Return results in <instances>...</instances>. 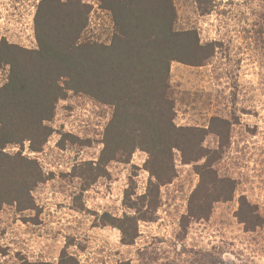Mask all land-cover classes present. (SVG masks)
Here are the masks:
<instances>
[{
	"label": "rangeland",
	"instance_id": "obj_1",
	"mask_svg": "<svg viewBox=\"0 0 264 264\" xmlns=\"http://www.w3.org/2000/svg\"><path fill=\"white\" fill-rule=\"evenodd\" d=\"M39 1L0 0V41L35 48L33 21ZM81 2L90 7L87 36L109 43V15L99 9L98 0ZM204 2L207 13L197 8L196 0H173L177 28L195 29L202 44L214 45L213 56L201 67L171 64L174 123L210 131L218 129L213 118L229 121L221 140L206 135L203 146L218 152L213 166L218 174L235 180L232 200L214 204L208 219L190 223L184 240L177 241L179 221L198 177L194 164L184 165L175 155L176 177L160 189L154 221L138 222L134 244L122 245L119 232L100 226L97 219L104 212L115 217L130 213L123 206V194L128 187L136 195L144 193L149 179L143 169L146 154L136 151L129 163L110 164L106 177L85 186L73 175L74 168L98 158L111 109L69 94L56 103L53 134L43 151L30 153L27 143L21 150L38 162L47 180L33 192L38 212L0 211V264L55 263L70 238L68 251L79 264H136L137 251L144 248L151 251L154 264L180 263L187 258L182 252L200 249L216 251L225 264H264V0ZM5 79L6 70H0V86ZM64 134L73 141L66 137L61 148ZM18 150L7 148L9 153ZM241 196L263 218L255 231L246 232L236 217Z\"/></svg>",
	"mask_w": 264,
	"mask_h": 264
},
{
	"label": "trees",
	"instance_id": "obj_2",
	"mask_svg": "<svg viewBox=\"0 0 264 264\" xmlns=\"http://www.w3.org/2000/svg\"><path fill=\"white\" fill-rule=\"evenodd\" d=\"M98 3L111 20L109 43L87 36L90 7L81 0L39 1L33 21L35 48L10 44L4 38L0 41V70H6L5 82L0 86V211L14 208L22 214L37 210L33 192L47 178L38 162L21 150L27 143L30 153L42 152L53 134L50 123L56 103L69 94L79 95L111 109L98 158L74 168L73 175L85 186L106 177L110 164H127L136 151L146 154L143 169L149 179L144 193L136 195L128 187L122 203L130 213L115 217L104 212L97 219L100 226L116 229L122 245H133L138 222L154 221L160 189L176 177L174 157L179 155L182 164H194L198 177L179 221L176 239L184 240L190 223L207 220L213 205L231 201L236 189L234 179L220 176L213 167L218 152L203 146L206 135L221 140L226 134L223 131L230 127L229 121L218 117L211 120L220 131L174 123L171 64L201 67L213 56L214 45L202 44L195 29L177 28L173 0ZM203 3L196 0L197 8L209 12ZM66 137L73 141L72 136L62 135L58 143L61 148ZM9 147L20 150L9 153ZM236 217L246 232L263 225L258 208L244 196L238 199ZM71 240H67V248L61 250L55 263L20 264H79L68 251L73 245ZM215 252L188 250L182 252L187 258L180 263L162 264H225ZM137 256L136 264H154L147 248L138 250ZM115 264L131 262L119 260Z\"/></svg>",
	"mask_w": 264,
	"mask_h": 264
}]
</instances>
